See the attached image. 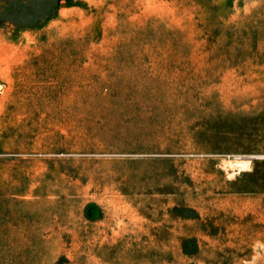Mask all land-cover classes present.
Instances as JSON below:
<instances>
[{"label": "rangeland", "instance_id": "rangeland-1", "mask_svg": "<svg viewBox=\"0 0 264 264\" xmlns=\"http://www.w3.org/2000/svg\"><path fill=\"white\" fill-rule=\"evenodd\" d=\"M0 264H264V0H0Z\"/></svg>", "mask_w": 264, "mask_h": 264}]
</instances>
